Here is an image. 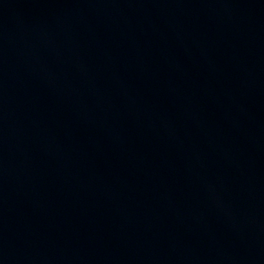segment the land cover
Listing matches in <instances>:
<instances>
[{
    "label": "water",
    "instance_id": "95a60500",
    "mask_svg": "<svg viewBox=\"0 0 264 264\" xmlns=\"http://www.w3.org/2000/svg\"><path fill=\"white\" fill-rule=\"evenodd\" d=\"M0 264H264V0H0Z\"/></svg>",
    "mask_w": 264,
    "mask_h": 264
}]
</instances>
